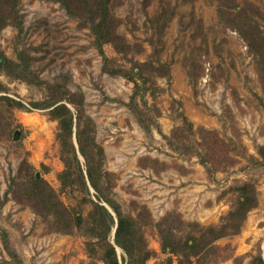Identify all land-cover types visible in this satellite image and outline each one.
Wrapping results in <instances>:
<instances>
[{"label": "rangeland", "instance_id": "1", "mask_svg": "<svg viewBox=\"0 0 264 264\" xmlns=\"http://www.w3.org/2000/svg\"><path fill=\"white\" fill-rule=\"evenodd\" d=\"M228 1V13L241 10L235 22H254L264 34V0ZM218 2L147 0L142 6L141 0H119L112 5L117 31L132 45L140 46L139 50L133 46L134 50L124 56L104 45L105 53L126 68L130 67L128 58L141 61L151 57L147 18L162 8L165 13L172 11L163 26L158 54L161 61L169 62L168 76L154 75L144 78L143 83L141 77L136 79L140 85L137 102L143 109L139 122L124 104L132 82L100 70V56L92 46L88 28L79 26L78 19L66 14L56 1L20 0L22 29L17 32L11 25L2 27L0 48L14 57L15 49L22 44L32 46V67L45 79L68 73L69 88L83 93L84 109L95 123V140L104 150V166L113 175V196L123 210L133 213L134 203L144 204L153 220L174 210L182 220L215 223L231 202L228 185L238 180L252 181L257 190L256 205L236 233L215 240L217 248L203 263L247 264L249 254L257 249L264 256V164L250 158H259L255 148L264 145V106L259 101H264V88L246 40L237 29L223 23ZM188 61L193 64L192 73H196L193 84L186 75ZM0 80L7 85L8 94L22 100L44 95L42 86L3 74ZM172 98L179 103L171 106ZM179 110L193 126L217 131L233 160L229 162L224 156L218 162L207 160L206 169L194 154L184 152L197 146L196 135L182 139L184 145L176 138L168 143L165 137L178 123ZM12 112L22 129L16 138L12 137L15 130L0 138V229L13 255L7 252L0 235V264H103L97 255L86 253V237L82 234L47 230V218L9 196L3 199L7 175L24 150L26 158L56 190L55 175L61 168L55 120L49 119L42 108H13ZM16 139L21 146L13 142ZM39 162L47 169H41ZM60 198L72 204L76 191L60 192ZM142 229L147 245L153 249L144 264H166L167 253L159 248L153 223ZM169 264H177L174 255ZM188 264H197L195 258Z\"/></svg>", "mask_w": 264, "mask_h": 264}, {"label": "trees", "instance_id": "2", "mask_svg": "<svg viewBox=\"0 0 264 264\" xmlns=\"http://www.w3.org/2000/svg\"><path fill=\"white\" fill-rule=\"evenodd\" d=\"M56 1L69 16L78 19V25L86 26L91 35L92 46L100 56V70L109 75H122L132 82V91L124 104L134 113L137 121L141 118L142 107L138 106L137 94L140 87L136 79L153 78L154 75H167L168 61L158 58L162 46V30L170 14L162 8L155 15L148 17L151 32L147 41L151 46L150 58L146 60L130 59V67L116 63L114 57L107 55L103 49L108 44L116 52L126 55L130 50H139L140 46L128 42L117 31L118 19L111 13L112 5L119 0H52ZM147 0H141L142 6ZM20 0H0V29L5 25L13 26L17 32L22 29V15L19 12ZM228 0H219L218 16L227 26L237 29L246 40L248 49L254 57V65L264 88V34L254 22H235L240 12L226 10ZM233 13V15H232ZM30 45L15 49V56H7L0 48V74L9 79H18L26 84L42 86L44 95L40 99L22 100L19 96L8 94V87L0 80V138L13 130L21 135L22 125L13 115L12 109H45L49 119L55 120L54 138L57 141L58 159L61 168L56 172L58 189L56 190L42 176V171L26 158V150L18 159L14 169L6 178L3 199L8 196L21 205H27L35 214L47 218L46 228L50 231L64 233L78 232L86 237L84 248L88 255H97L103 264H144L153 249L147 245L143 225L153 223L159 248L167 253L166 264L171 256L176 257L177 264H188L195 258L197 264H203L208 254L217 248L215 240L236 233L247 212L257 203V190L250 180H238L228 185L232 193L227 210L219 214L215 223L201 224L195 220H182L177 211L168 210L157 220H153L144 204L133 205L134 212L125 211L114 198L113 175L105 168V154L102 145L95 140V123L83 106V93L68 86V73H58L51 80L41 77L32 67L34 55ZM192 62L188 61L186 75L192 84L196 73H192ZM143 101V100H142ZM264 106V101L259 98ZM173 102H178L172 98ZM143 103V102H142ZM179 103V102H178ZM144 104V103H143ZM178 123L165 135L168 143L173 138L183 144L194 135L196 147H187L184 152L194 154L198 162L207 166V160L218 162L228 155L224 147L226 142L213 128L203 125L193 126L183 113L177 111ZM146 128H148L146 126ZM21 146L19 139L13 141ZM259 158L252 157L255 163L264 164V145L255 148ZM221 152L222 155L218 154ZM39 167L47 166L39 162ZM213 168L212 166H210ZM39 173L36 175V173ZM76 191L74 203H65L60 192ZM85 206L87 208L84 211ZM4 247L10 255L4 231L0 229ZM119 249V253H117ZM99 250V253H97ZM247 264H264L257 249L249 254Z\"/></svg>", "mask_w": 264, "mask_h": 264}, {"label": "water", "instance_id": "3", "mask_svg": "<svg viewBox=\"0 0 264 264\" xmlns=\"http://www.w3.org/2000/svg\"><path fill=\"white\" fill-rule=\"evenodd\" d=\"M17 134H18V132L15 130V131H13V133H12V137L13 138H16L17 137ZM39 173L37 172L36 173V175H38Z\"/></svg>", "mask_w": 264, "mask_h": 264}, {"label": "crops", "instance_id": "4", "mask_svg": "<svg viewBox=\"0 0 264 264\" xmlns=\"http://www.w3.org/2000/svg\"><path fill=\"white\" fill-rule=\"evenodd\" d=\"M262 258H263V260H264V256L262 255Z\"/></svg>", "mask_w": 264, "mask_h": 264}]
</instances>
